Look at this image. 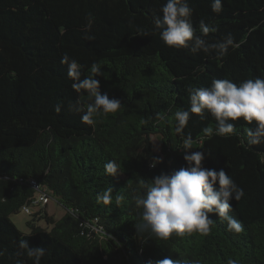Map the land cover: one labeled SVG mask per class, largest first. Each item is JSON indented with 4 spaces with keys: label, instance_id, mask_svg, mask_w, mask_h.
Instances as JSON below:
<instances>
[{
    "label": "trees",
    "instance_id": "16d2710c",
    "mask_svg": "<svg viewBox=\"0 0 264 264\" xmlns=\"http://www.w3.org/2000/svg\"><path fill=\"white\" fill-rule=\"evenodd\" d=\"M166 2L0 0V264H33L20 248L24 240L45 248L40 264H149L165 257L180 264H264V143H249L254 123L240 119L227 137H209L203 132L215 127L209 114H191L182 133L173 115L189 106L190 88L264 78V0H222L219 14L212 0H188L196 34L201 21L215 28L203 37L209 45L234 38L238 46L223 57L166 46L153 23ZM65 54L82 66L81 79L92 63L103 65L100 91L121 100L119 111L92 125L81 122L76 106L86 107L87 98L72 87ZM187 137L189 150L182 148ZM186 151H203V167L223 169L244 190L239 201L230 200L240 233L212 213L207 236L138 234L134 197L142 183L187 167ZM108 161L120 176L106 175ZM31 180L68 211L57 220L46 215L51 228L31 222L24 233L11 215L38 195ZM109 187L112 203H98L97 194ZM120 194L125 201L117 206Z\"/></svg>",
    "mask_w": 264,
    "mask_h": 264
},
{
    "label": "clouds",
    "instance_id": "9594fccd",
    "mask_svg": "<svg viewBox=\"0 0 264 264\" xmlns=\"http://www.w3.org/2000/svg\"><path fill=\"white\" fill-rule=\"evenodd\" d=\"M222 7V0H212L211 9L214 13L219 14ZM161 12L162 16H156L153 23L159 31L160 39L170 48L190 47L193 53L215 50L219 57H223L230 47L238 46L231 35L219 43L209 45L203 37L215 31V28L204 21L200 22L201 35H197L191 21L193 9L188 0H167ZM61 63L68 66V77L73 81L72 87L87 98L86 107L79 103L76 106V110L81 113L82 123L92 125L97 118L107 117L121 109L120 99H110L107 93L102 94L100 91V81L96 77L104 75L101 72L103 65L92 63L89 74L81 79L82 66L76 60L65 54ZM188 96L189 106L173 114L177 133H182L191 114L203 118L207 113L214 119L215 127H205V135L227 137L234 132L233 122L242 119L249 124L254 123V128L248 132L249 143H264V78L247 79L239 85L229 79H214L208 87L188 89ZM182 148H193L191 137L183 140ZM204 159L203 151L191 154L186 151L184 160L187 167L170 174L162 172L152 178L150 183H142L140 192L134 197V204L140 210L136 223L138 234L147 231L150 237L156 240L193 233L207 236L213 224V219L209 216L212 213H215L221 222H226L228 231L241 232V223L230 215V200L234 198L239 201L245 195L244 190L223 169L217 171L203 167ZM152 166H155V162ZM104 169L108 176L121 175L115 161H108ZM112 192L113 188L109 187L98 193V203L111 204ZM124 201L123 194L115 197L117 206ZM20 248L26 249L27 256L34 258L33 264H40L45 253L44 247H30L24 240L20 242ZM149 264H180V261L165 257L154 262L149 261ZM228 264H236V261L229 260Z\"/></svg>",
    "mask_w": 264,
    "mask_h": 264
},
{
    "label": "rangeland",
    "instance_id": "374dc122",
    "mask_svg": "<svg viewBox=\"0 0 264 264\" xmlns=\"http://www.w3.org/2000/svg\"><path fill=\"white\" fill-rule=\"evenodd\" d=\"M159 148V143L158 141H156L154 143V149L159 152ZM47 191L50 198L48 199V202L45 206H32L31 212H27L21 209L18 213L11 215V219L22 232H31V222L43 228H51V224L48 223V220L45 217L46 215L57 220L62 218L67 213L68 210L66 209V207L52 195L49 189H47ZM39 212H41V214L36 216V214Z\"/></svg>",
    "mask_w": 264,
    "mask_h": 264
},
{
    "label": "built area",
    "instance_id": "2783aa9c",
    "mask_svg": "<svg viewBox=\"0 0 264 264\" xmlns=\"http://www.w3.org/2000/svg\"><path fill=\"white\" fill-rule=\"evenodd\" d=\"M30 184L32 185L33 188H35V190H37L38 195H36V198L33 199L30 204L24 205L22 207V209L27 212H31L32 206H39V207L45 206L48 202V199L50 198L46 190L41 189L40 185L35 180H31Z\"/></svg>",
    "mask_w": 264,
    "mask_h": 264
}]
</instances>
